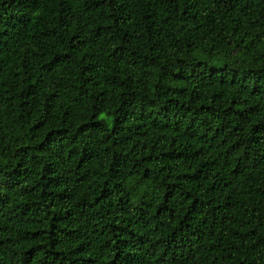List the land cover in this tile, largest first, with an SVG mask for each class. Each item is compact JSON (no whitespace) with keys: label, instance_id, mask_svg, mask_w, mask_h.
I'll return each instance as SVG.
<instances>
[{"label":"trees","instance_id":"1","mask_svg":"<svg viewBox=\"0 0 264 264\" xmlns=\"http://www.w3.org/2000/svg\"><path fill=\"white\" fill-rule=\"evenodd\" d=\"M0 264H264V0H0Z\"/></svg>","mask_w":264,"mask_h":264}]
</instances>
